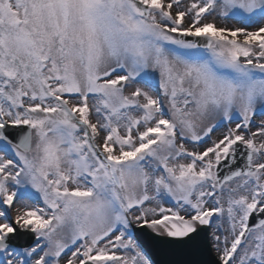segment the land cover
<instances>
[{
	"label": "snow or ice",
	"instance_id": "obj_1",
	"mask_svg": "<svg viewBox=\"0 0 264 264\" xmlns=\"http://www.w3.org/2000/svg\"><path fill=\"white\" fill-rule=\"evenodd\" d=\"M0 264H264V0H0Z\"/></svg>",
	"mask_w": 264,
	"mask_h": 264
},
{
	"label": "water",
	"instance_id": "obj_2",
	"mask_svg": "<svg viewBox=\"0 0 264 264\" xmlns=\"http://www.w3.org/2000/svg\"><path fill=\"white\" fill-rule=\"evenodd\" d=\"M207 259H208L209 261H211V260H213L214 258H213V256L210 254V255L207 257Z\"/></svg>",
	"mask_w": 264,
	"mask_h": 264
},
{
	"label": "rangeland",
	"instance_id": "obj_3",
	"mask_svg": "<svg viewBox=\"0 0 264 264\" xmlns=\"http://www.w3.org/2000/svg\"><path fill=\"white\" fill-rule=\"evenodd\" d=\"M213 253H214V255H216L215 252H213Z\"/></svg>",
	"mask_w": 264,
	"mask_h": 264
}]
</instances>
